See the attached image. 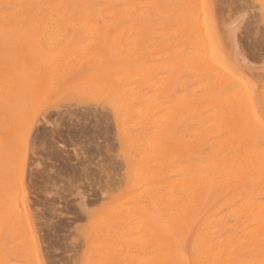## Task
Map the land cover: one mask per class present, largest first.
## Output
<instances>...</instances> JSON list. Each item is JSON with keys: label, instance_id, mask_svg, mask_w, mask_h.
Here are the masks:
<instances>
[{"label": "rangeland", "instance_id": "obj_1", "mask_svg": "<svg viewBox=\"0 0 264 264\" xmlns=\"http://www.w3.org/2000/svg\"><path fill=\"white\" fill-rule=\"evenodd\" d=\"M263 158L264 0H0V264H264Z\"/></svg>", "mask_w": 264, "mask_h": 264}, {"label": "bare ground", "instance_id": "obj_2", "mask_svg": "<svg viewBox=\"0 0 264 264\" xmlns=\"http://www.w3.org/2000/svg\"><path fill=\"white\" fill-rule=\"evenodd\" d=\"M32 6V5H31ZM58 12V11H57ZM63 14V13H62ZM52 17V16H51ZM75 19V18H74ZM69 20V19H68ZM73 21V20H72ZM206 53V52H205ZM199 54H200V52H199ZM203 54V53H202ZM202 54H200V55H202ZM207 54V53H206ZM205 54V55H206ZM209 55L211 54V53H208ZM207 54V55H208ZM197 55V54H196ZM199 56V55H198ZM187 57V56H186ZM195 57H197V56H195ZM199 57H201V56H199ZM209 59H210V57H209ZM217 66H219V65H217ZM223 66H225V65H223ZM207 67L209 68L210 67V65L208 64L207 65ZM212 68V67H211ZM210 68V69H211ZM214 68V67H213ZM217 68H219V67H217ZM68 69V68H67ZM221 69V68H220ZM223 69H225V68H223ZM222 69V70H223ZM218 70V69H217ZM218 71H220V70H218ZM54 72V71H53ZM58 72V71H57ZM211 72V71H210ZM223 72H226L225 70H223ZM65 73V72H64ZM83 73V72H82ZM82 73H79V74H82ZM214 73V72H213ZM222 72L220 71V72H218L217 73V71H215V79H217V76H218V78L219 79H217V80H219V81H223V82H225V80H226V78L228 79V76L225 78L224 77V74H221ZM78 74V75H79ZM211 74V73H210ZM84 75V74H83ZM63 76H65V75H63ZM209 76V75H208ZM211 76H213V75H211ZM225 76H226V74H225ZM61 77V76H60ZM81 77V76H80ZM87 77V76H86ZM214 77V76H213ZM222 77V78H221ZM62 78V77H61ZM75 78V77H74ZM221 78V79H220ZM84 79H87V78H84ZM97 79V78H96ZM223 79H225V80H223ZM233 80V79H232ZM88 81V80H87ZM86 81V82H87ZM215 81V80H214ZM222 81H221V83L220 84H222ZM228 81V80H227ZM91 82H93V81H91ZM225 84H227L228 86L227 87H229L230 89H232V91H233V88L234 87H237V86H235V85H237L238 84V81H237V84H235L234 82H225ZM59 85V82H55V87H57ZM43 86H45L47 89H50L51 91H53L54 92V90H55V88H53V87H51V85H50V83L49 82H44L43 83ZM88 86V85H87ZM95 86V85H94ZM226 86V85H225ZM243 86V85H242ZM83 87V86H82ZM86 87V86H85ZM98 87V86H97ZM240 87V85L238 84V87L237 88H235V90L236 89H238ZM69 88V87H68ZM241 88V87H240ZM70 89V88H69ZM76 90V89H75ZM97 90V89H96ZM95 90V91H96ZM243 90V89H242ZM244 90H245V87H244ZM58 91V90H57ZM237 91L238 90H236V92H234V94H236L237 95ZM246 92H247V90H245ZM67 92H68V90H67ZM226 92V91H225ZM240 92H241V89H239V94H240ZM242 92H244V91H242ZM241 92V93H242ZM56 93V92H55ZM90 93V92H89ZM229 93H230V91H229ZM248 93V92H247ZM246 93V94H247ZM65 94V93H64ZM232 95V97L234 98V97H236L237 98V100H238V97L237 96H235V95ZM67 95V94H66ZM61 95V98L63 99V100H67V96L69 95ZM73 95V94H72ZM245 95V94H244ZM239 96V95H238ZM74 97V96H73ZM76 97H78V95L76 96ZM228 97H230V96H228ZM231 98V97H230ZM233 98H231V99H233ZM240 98V97H239ZM242 98V97H241ZM59 99V98H58ZM75 99V98H74ZM249 99V98H248ZM227 101H229L228 99H227ZM230 102V101H229ZM232 102H233V100H232ZM244 102V101H243ZM248 102H249V100H248ZM213 103V102H212ZM217 103V102H216ZM234 103H235V101H234ZM250 103V102H249ZM199 104V103H198ZM219 104V103H218ZM238 104V103H237ZM235 105V104H234ZM242 105V104H241ZM252 106V105H251ZM220 107H221V105H220ZM229 107V106H228ZM234 107V106H233ZM232 109V108H231ZM220 110V109H219ZM251 110V109H250ZM221 111V110H220ZM223 111V110H222ZM226 111V110H225ZM225 111H223V113H225ZM227 112V111H226ZM238 112V111H237ZM232 114V113H231ZM234 116V115H233ZM247 117V116H246ZM221 119V118H220ZM255 119H257V118H255ZM222 120V119H221ZM254 121V120H253ZM223 123H225V121L223 122ZM222 125V124H221ZM223 134V133H222ZM209 137V136H208ZM223 137V136H222ZM221 137V138H222ZM225 137H227V136H225ZM225 137H223V139H225ZM40 138V137H39ZM191 138V137H190ZM210 139H212V138H210ZM222 139V140H223ZM208 140V139H207ZM215 141V140H214ZM40 142V141H39ZM223 144H225V143H223ZM218 145V144H217ZM220 145V144H219ZM221 147V146H220ZM218 148V147H217ZM182 149V148H181ZM199 151V150H198ZM209 151V150H208ZM217 151V150H216ZM215 153V152H214ZM207 154V153H206ZM212 154H213V152H212ZM254 154V153H253ZM259 154V153H258ZM204 155V154H203ZM251 155V154H250ZM255 155V154H254ZM253 155V156H254ZM207 156V155H206ZM210 156V155H209ZM205 157V156H204ZM208 157V156H207ZM240 157V156H239ZM252 157V156H251ZM251 157H250V159H251ZM260 157V156H259ZM226 158V157H225ZM253 159H254V157H252ZM205 159V158H204ZM259 159V158H258ZM257 159V160H258ZM264 159V158H263ZM195 160V159H194ZM200 161V160H199ZM243 161H245L244 159H243ZM253 161V160H252ZM196 162H197V160H196ZM239 162V161H238ZM242 162V161H241ZM246 162V161H245ZM243 164V163H242ZM243 166H245V165H243ZM243 166H242V168H243ZM253 167V166H252ZM221 173V172H220ZM236 174V173H235ZM248 174V173H247ZM226 175V174H225ZM263 175V174H262ZM198 178V177H197ZM229 178H230V176H229ZM240 180H241V178H240ZM254 180V179H253ZM191 181V180H190ZM230 181V180H229ZM255 182V181H254ZM200 184V183H199ZM187 185V184H186ZM187 186H190V185H187ZM187 186H186V188H187ZM195 187H197V186H195ZM198 188V187H197ZM200 188V187H199ZM198 188V189H199ZM257 188V187H256ZM263 188V187H262ZM191 189V188H190ZM197 190V189H196ZM190 191H192V190H190ZM193 192V191H192ZM201 192V191H200ZM199 192V193H200ZM259 191H257V193H258ZM198 193V194H199ZM197 194V193H196ZM191 195V194H190ZM192 195H193V193H192ZM192 195L190 196V197H192ZM227 196V195H226ZM189 197V198H190ZM197 197V196H196ZM223 197V196H222ZM194 198V197H193ZM192 198V199H193ZM232 199V198H231ZM249 200V199H248ZM257 200V199H256ZM188 201V200H187ZM197 201V200H196ZM198 203V202H197ZM264 204V203H263ZM195 205V204H194ZM237 205V204H236ZM235 205V206H236ZM251 205H252V203H251ZM257 205H259V204H257ZM217 206V205H216ZM215 206V207H216ZM243 206V205H242ZM261 206V207H260ZM264 206V205H263ZM182 207V206H181ZM188 207V206H187ZM238 206H236V208H237ZM255 207V206H254ZM258 207V206H257ZM256 207V209L258 210V208L260 207V209L262 208V210L264 209V207H262V205H259V207L257 208ZM189 208V207H188ZM192 208V207H191ZM234 208V207H233ZM184 209L186 210V208L184 207ZM231 209V208H230ZM255 209V210H256ZM223 210H225V209H223ZM239 210H241L240 208H239ZM211 211V210H210ZM237 211V210H236ZM236 211H234V212H236ZM247 211V210H246ZM256 212V211H255ZM255 212H254V214H255ZM240 213V212H239ZM239 213H238V215H239ZM188 214V213H187ZM258 214V213H257ZM260 214H261V212H260ZM185 215V214H184ZM216 215V214H215ZM262 215L264 216V213H262ZM261 215V216H262ZM243 216V215H242ZM181 217V216H180ZM247 218H249L250 216H246ZM257 217V216H256ZM263 218V217H262ZM255 220V219H254ZM257 221V220H256ZM200 222V221H199ZM220 222V221H219ZM247 222V221H246ZM198 225V224H197ZM201 225V224H200ZM252 225V224H251ZM203 226V225H202ZM249 227V226H248ZM250 228H252V226L250 227ZM230 229V228H229ZM242 229H245V228H242ZM257 229H259V228H257ZM256 229V230H257ZM198 230V229H197ZM255 230V228L253 229V231ZM251 231H252V229H251ZM250 231V232H251ZM252 231V232H253ZM258 231V230H257ZM242 232V231H241ZM258 233V232H257ZM212 234V233H211ZM247 235V234H246ZM197 237H198V241H197V244H198V248L196 249V256L198 257V258H200V259H202V260H204V261H208L210 258H211V256H212V250H211V242H210V240H211V237H208V229L206 228V226H203L202 228H201V231L198 233V235H197ZM243 237H244V234H243ZM240 238V237H239ZM248 239V238H247ZM216 240V239H215ZM214 240V241H215ZM245 241V240H244ZM214 245V244H213ZM246 246V245H245ZM233 249V248H232ZM195 251V250H194ZM220 252H221V250H220ZM246 252H248V251H246ZM252 252H254V251H252ZM181 252L179 251V254H180ZM193 253V252H192ZM219 254V253H218ZM221 255V254H220ZM182 255H180L179 256V258H182L181 257ZM253 256H255V255H253ZM192 257V256H191ZM210 257V258H209ZM244 258V257H243ZM183 259V258H182ZM182 259H181V261H182ZM242 259V258H241ZM257 259V258H256ZM182 263V262H181ZM184 263V262H183ZM190 263V262H189ZM202 264V263H201ZM244 264V263H243Z\"/></svg>", "mask_w": 264, "mask_h": 264}]
</instances>
